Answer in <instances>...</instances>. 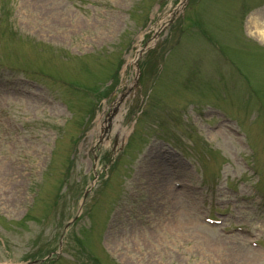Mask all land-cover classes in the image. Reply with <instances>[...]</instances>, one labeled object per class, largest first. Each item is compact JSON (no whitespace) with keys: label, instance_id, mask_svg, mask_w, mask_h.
I'll return each mask as SVG.
<instances>
[{"label":"rangeland","instance_id":"rangeland-1","mask_svg":"<svg viewBox=\"0 0 264 264\" xmlns=\"http://www.w3.org/2000/svg\"><path fill=\"white\" fill-rule=\"evenodd\" d=\"M172 1L0 0V63L30 72L39 83L14 72L0 75V264H26L51 252L44 264H239L243 255L257 264L264 257L247 235L223 234L204 220L209 211H229L223 225L259 226L264 238L262 201L242 199L256 194L237 137L217 116L191 110L193 104L214 107L237 123L264 192V44L246 37L239 16L264 0H203L177 29L176 22L163 60L162 47L146 57L145 111L146 97L138 94L120 104L119 117L107 108L112 94L91 103L68 87L98 93L109 78L101 68L113 73L121 57L132 59L140 35ZM259 16L264 20V7ZM40 39L56 49H39ZM57 97L68 98L70 112L48 100ZM184 106L190 111L179 113ZM87 109L91 115L79 125ZM134 115L144 118L120 155V137ZM171 153L176 167L167 162ZM195 167L217 188L193 187L201 182ZM165 186L174 195L163 193Z\"/></svg>","mask_w":264,"mask_h":264},{"label":"bare ground","instance_id":"bare-ground-1","mask_svg":"<svg viewBox=\"0 0 264 264\" xmlns=\"http://www.w3.org/2000/svg\"><path fill=\"white\" fill-rule=\"evenodd\" d=\"M246 29L250 35L254 36L258 40H260V41L264 40V20L260 19L259 16L250 15L248 17V20H247ZM128 58H130V57H128ZM107 124H109L108 119H107V122L103 124L105 126L103 129H105L107 126H109ZM166 192L170 193L169 195H174V190L171 187L169 188L167 186V188H166V186H165V190L163 191V193H166Z\"/></svg>","mask_w":264,"mask_h":264}]
</instances>
